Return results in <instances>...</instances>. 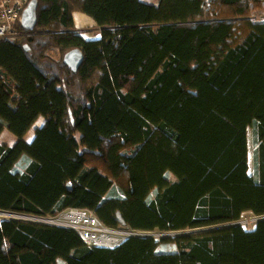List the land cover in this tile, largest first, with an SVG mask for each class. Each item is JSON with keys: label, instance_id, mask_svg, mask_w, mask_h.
<instances>
[{"label": "trees", "instance_id": "trees-1", "mask_svg": "<svg viewBox=\"0 0 264 264\" xmlns=\"http://www.w3.org/2000/svg\"><path fill=\"white\" fill-rule=\"evenodd\" d=\"M36 3L34 27L0 40V134L16 137L0 144V264H264V0ZM70 207L179 233L88 246L26 218ZM245 214L253 227L232 224Z\"/></svg>", "mask_w": 264, "mask_h": 264}, {"label": "built area", "instance_id": "built-area-1", "mask_svg": "<svg viewBox=\"0 0 264 264\" xmlns=\"http://www.w3.org/2000/svg\"><path fill=\"white\" fill-rule=\"evenodd\" d=\"M29 1L0 0V40L15 39L16 31L13 25L20 22L21 13ZM46 218L52 220V225L75 230L89 246L114 247L129 235L128 227H109L85 208H72L70 212L64 210L56 215H47ZM238 223L246 225L244 221L236 222Z\"/></svg>", "mask_w": 264, "mask_h": 264}, {"label": "rangeland", "instance_id": "rangeland-1", "mask_svg": "<svg viewBox=\"0 0 264 264\" xmlns=\"http://www.w3.org/2000/svg\"><path fill=\"white\" fill-rule=\"evenodd\" d=\"M142 2L148 3V4H156L158 0H141ZM261 15V13H260ZM257 12L255 13V16H260ZM15 30V29H14ZM84 37H86L87 39H96L98 36L96 33H91L90 36L88 35H84ZM16 38V37H15ZM136 108L140 111V113L142 114V116L145 117V119L152 125V126H156L159 123V120H157V118L150 112H148L147 110H144L143 108H141L139 106V104H136ZM41 121L43 122V118H40ZM39 125V122H36ZM40 126H38L37 128H39ZM37 128H31L24 136V140L29 143L34 135V130ZM246 138H247V164H248V172L251 173L252 172V162H253V142H252V135H251V128L247 127L246 128ZM16 141V137L10 133L7 130H3L0 134V144H5V145H12L14 144V142ZM68 212H70L72 210V207L70 208H66L64 209ZM62 210V211H64ZM61 212V211H60ZM12 214H7V213H2L0 214V217L2 216H9ZM22 219H26L29 218L28 220H31L33 222L36 223H43V224H52V220L50 218H46L45 217H40V216H34V217H23V216H18ZM46 218V219H44ZM54 218V217H53ZM56 219V218H54ZM257 220V217L251 214H245L242 218H240V221H244L246 222V225H244L246 228H250L253 227V225L255 224V221ZM124 227L126 226L125 224H121L119 223L117 227ZM128 227V226H126ZM129 228V227H128ZM179 233V231L176 232H159V231H149V230H138V229H134V228H129V235L128 237H152L155 239V241H159V238L162 236H175L173 234H177ZM126 239V238H125ZM124 239V240H125ZM89 246V245H88ZM63 262L61 260H58L56 264H62Z\"/></svg>", "mask_w": 264, "mask_h": 264}, {"label": "water", "instance_id": "water-1", "mask_svg": "<svg viewBox=\"0 0 264 264\" xmlns=\"http://www.w3.org/2000/svg\"><path fill=\"white\" fill-rule=\"evenodd\" d=\"M36 0H30L24 10L21 13L20 23L25 29H31L36 23ZM83 59L82 53L78 48H73L63 55V62L72 71H76ZM118 222L124 224V222L118 218ZM236 224V223H232Z\"/></svg>", "mask_w": 264, "mask_h": 264}, {"label": "crops", "instance_id": "crops-1", "mask_svg": "<svg viewBox=\"0 0 264 264\" xmlns=\"http://www.w3.org/2000/svg\"><path fill=\"white\" fill-rule=\"evenodd\" d=\"M72 24H73L74 30L78 31L83 37L84 35L90 36L91 33H96L98 36L96 39L100 38V32H101L102 27L99 28L98 26H96V23L94 22V20L91 17L87 16L86 14L81 13L79 11H73L72 12ZM84 38L86 40H90V39H87L86 37ZM40 118L42 117L40 116L36 119V121L34 122L31 128L34 129L38 127V126L33 127L37 121L39 122V126L41 125L42 121Z\"/></svg>", "mask_w": 264, "mask_h": 264}, {"label": "bare ground", "instance_id": "bare-ground-1", "mask_svg": "<svg viewBox=\"0 0 264 264\" xmlns=\"http://www.w3.org/2000/svg\"><path fill=\"white\" fill-rule=\"evenodd\" d=\"M36 126H39V125L36 123L33 127H36Z\"/></svg>", "mask_w": 264, "mask_h": 264}, {"label": "clouds", "instance_id": "clouds-1", "mask_svg": "<svg viewBox=\"0 0 264 264\" xmlns=\"http://www.w3.org/2000/svg\"><path fill=\"white\" fill-rule=\"evenodd\" d=\"M89 210V209H88ZM60 227V226H59ZM66 228V227H65ZM75 231V230H74Z\"/></svg>", "mask_w": 264, "mask_h": 264}]
</instances>
